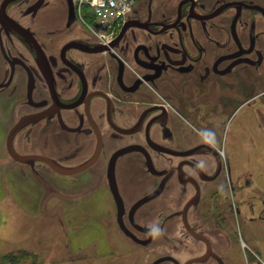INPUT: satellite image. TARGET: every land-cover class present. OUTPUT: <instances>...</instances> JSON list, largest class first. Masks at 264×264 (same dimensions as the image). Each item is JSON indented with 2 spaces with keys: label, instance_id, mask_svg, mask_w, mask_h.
I'll list each match as a JSON object with an SVG mask.
<instances>
[{
  "label": "flooded vegetation",
  "instance_id": "flooded-vegetation-1",
  "mask_svg": "<svg viewBox=\"0 0 264 264\" xmlns=\"http://www.w3.org/2000/svg\"><path fill=\"white\" fill-rule=\"evenodd\" d=\"M49 1L0 0L10 159L66 175L9 145L75 169L85 203L111 198L108 225L156 255L150 264H234L237 250L243 264H264L237 230L242 185L221 143L237 107L264 98V0H138L107 26L79 17L75 1L70 22L68 0L54 24Z\"/></svg>",
  "mask_w": 264,
  "mask_h": 264
},
{
  "label": "rangeland",
  "instance_id": "rangeland-1",
  "mask_svg": "<svg viewBox=\"0 0 264 264\" xmlns=\"http://www.w3.org/2000/svg\"><path fill=\"white\" fill-rule=\"evenodd\" d=\"M49 2L43 18L63 22L66 0ZM224 129L221 143L242 185L237 198L245 212L237 219V230L243 245L264 259V220L259 219L261 210L264 215V98L239 105ZM4 135L0 137V264H126L137 259L136 253L138 264L157 258L151 251H138L116 225H108L111 198L85 203L86 190L73 186L72 175H58L42 163L32 169L11 160L3 148ZM51 142L63 150L55 137ZM247 199L255 205L252 213L243 204ZM89 208L96 212H88ZM230 257L234 264H243L245 252L237 250Z\"/></svg>",
  "mask_w": 264,
  "mask_h": 264
},
{
  "label": "built area",
  "instance_id": "built-area-1",
  "mask_svg": "<svg viewBox=\"0 0 264 264\" xmlns=\"http://www.w3.org/2000/svg\"><path fill=\"white\" fill-rule=\"evenodd\" d=\"M138 0H75L79 17L85 16V11L93 16L101 25H112L123 20L134 8ZM103 36V30L98 32Z\"/></svg>",
  "mask_w": 264,
  "mask_h": 264
},
{
  "label": "water",
  "instance_id": "water-1",
  "mask_svg": "<svg viewBox=\"0 0 264 264\" xmlns=\"http://www.w3.org/2000/svg\"><path fill=\"white\" fill-rule=\"evenodd\" d=\"M11 1V0H5V3ZM44 0H39V2L37 3L36 6H38L39 4H42ZM69 2V6H70V10H69V21L72 22V19L75 17V7H74V0H68ZM17 127V126H16ZM15 127V128H16ZM15 128L13 130H15ZM11 138V134L8 137V144H9V140ZM9 147V152L10 154L17 160L22 161V162H29L31 160H41L45 163H47L52 169H54L55 171L61 173V174H72V172H75L76 170H72V167H65L62 166L60 164H58L55 160H53L52 158H49L47 156H43V155H20L17 154L15 152L12 151V149ZM81 169H78V171Z\"/></svg>",
  "mask_w": 264,
  "mask_h": 264
},
{
  "label": "trees",
  "instance_id": "trees-1",
  "mask_svg": "<svg viewBox=\"0 0 264 264\" xmlns=\"http://www.w3.org/2000/svg\"><path fill=\"white\" fill-rule=\"evenodd\" d=\"M85 16H91L88 12H87V10L85 11ZM92 18H93V16H91Z\"/></svg>",
  "mask_w": 264,
  "mask_h": 264
},
{
  "label": "crops",
  "instance_id": "crops-1",
  "mask_svg": "<svg viewBox=\"0 0 264 264\" xmlns=\"http://www.w3.org/2000/svg\"><path fill=\"white\" fill-rule=\"evenodd\" d=\"M75 1V0H74ZM94 18V17H93ZM95 19V18H94Z\"/></svg>",
  "mask_w": 264,
  "mask_h": 264
}]
</instances>
